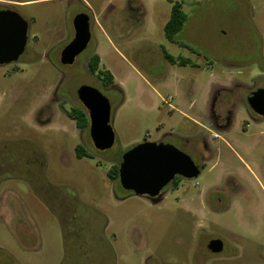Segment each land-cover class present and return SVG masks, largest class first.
Returning a JSON list of instances; mask_svg holds the SVG:
<instances>
[{
    "label": "rangeland",
    "instance_id": "374dc122",
    "mask_svg": "<svg viewBox=\"0 0 264 264\" xmlns=\"http://www.w3.org/2000/svg\"><path fill=\"white\" fill-rule=\"evenodd\" d=\"M173 1L188 17L175 42L164 30L170 0H0L30 25L25 62L0 67V144L22 157L43 154L0 174V263L264 264V119L249 114L245 89L264 81V0ZM81 11L92 38L63 65ZM164 50L192 64H171ZM94 54L112 85L90 73ZM217 83L235 105L225 132L210 125ZM85 85L111 103L109 151L96 152L89 126L66 115L87 114L77 96ZM202 138L212 152L200 175L180 179L161 202L128 195L109 174L144 142H167L200 166L189 149ZM78 145L95 159L79 160ZM215 239L218 254L208 249Z\"/></svg>",
    "mask_w": 264,
    "mask_h": 264
},
{
    "label": "water",
    "instance_id": "95a60500",
    "mask_svg": "<svg viewBox=\"0 0 264 264\" xmlns=\"http://www.w3.org/2000/svg\"><path fill=\"white\" fill-rule=\"evenodd\" d=\"M74 40L62 51L61 63L72 65L87 49L91 38L90 19L78 15L74 21ZM28 42V22L13 10L0 11V65L15 62L24 53ZM77 96L90 119V136L94 146L101 151L115 144L112 128L111 103L98 89L82 86ZM250 109L264 119V89L253 91L247 99ZM201 173L189 155L171 144L144 142L123 154L119 168L120 184L136 196L157 197L176 176L194 179ZM208 249L213 254L223 250V243L212 240Z\"/></svg>",
    "mask_w": 264,
    "mask_h": 264
},
{
    "label": "flooded vegetation",
    "instance_id": "af4514ba",
    "mask_svg": "<svg viewBox=\"0 0 264 264\" xmlns=\"http://www.w3.org/2000/svg\"><path fill=\"white\" fill-rule=\"evenodd\" d=\"M12 3L15 6H18L19 8H23V7H25L28 4L27 2H12ZM74 6L77 7V8H79L80 5L76 3ZM2 10H13V11L19 13L15 9L7 8V7H1L0 8V11H2ZM81 14H86L89 17V15L86 12H83V11L78 12V13L75 14V16L73 17L72 26H71V30H72V33H73V39H72V41L74 40L75 35H76V29H75L74 21H75V18L78 15H81ZM89 19H90V30H91V18L89 17ZM29 30H30V25L28 23V35H29ZM27 45H28V42H27ZM27 45H26V48H25L24 53L19 57V59L17 61H15V62H11L9 64L19 63V62H25V61L20 60V58L25 54L26 49H27ZM60 62H61V57H60ZM9 64L0 65V67H4V66L9 65ZM64 111H62V112L65 113ZM85 111H86V109H85ZM66 115L69 118H71L70 117V111L67 112ZM87 115H88V113H87ZM88 118H89V116H88ZM219 120H220V117L218 115L212 113V121L215 122V123H217ZM88 121H89V125L83 126L84 128H87V126H89V128H90V119H88ZM200 142L201 143H199V147L195 148V146H193V148L189 149V150H192L193 153H191L189 151L188 152L190 154H193L194 155V157L199 162V165L200 166H198V167L199 168H202V167H204L205 161L208 159V157L210 156V154L212 152V147L205 141L204 138H202ZM92 143H93V141H92ZM157 143L168 144L167 142H164V141H159ZM191 144L192 143H189L188 145L190 146ZM1 146H3V145L0 144V154H1L0 155V174H3L4 173V170L3 169H4V167L7 166L6 164H8V163H11V164H16V163L17 164L18 163H20V164L21 163L38 164L40 162V160L42 161V158H43V154L39 150L38 151H35V152L34 151L32 152V150H31L32 154L30 156L27 155L26 157H22V156L19 155V150H17V147L15 149H12L13 151L12 150L9 151L7 146H3L2 148H1ZM93 146H94V144H93ZM94 148H95V151L96 152H106V151H109L110 150L109 149V150L101 151V150H98L95 146H94ZM75 152H76V157L79 160L84 159V158H87V159H95V156H93V154L91 152L87 151V149H85V146L84 145H78V146H76ZM123 154H121L120 159H119V163H118V179L117 180L119 181V183H120L119 168H120V165H121V162H122ZM109 174H110V176L112 178H114L115 173H113V171H111ZM180 179H185V178H183L181 176H176L174 178V180H172L167 186H165L162 189V191L160 192V195L159 196H157V197H150V196H147L146 195L145 197L147 199L151 200L153 203H158V202L163 201L167 197V194L166 193H167L168 189L175 190V189L178 188V185H179L178 181ZM124 191L126 193H128V195H134V193L131 192V191H127V190H124ZM120 199H123V198H120ZM60 201H61V199H60ZM0 264H3V263H0Z\"/></svg>",
    "mask_w": 264,
    "mask_h": 264
},
{
    "label": "trees",
    "instance_id": "16d2710c",
    "mask_svg": "<svg viewBox=\"0 0 264 264\" xmlns=\"http://www.w3.org/2000/svg\"><path fill=\"white\" fill-rule=\"evenodd\" d=\"M187 21V14L183 10V6L180 2H175L172 5L171 15L169 20L164 26L165 35L170 42H175V37L178 35L184 28ZM164 56L168 62L171 64H179L181 66H187L192 64L191 60L183 57H174L170 55L166 50H164ZM101 65V59L97 54L91 56L88 68L91 74H98L99 78L106 85H112L114 83V77L110 71L99 69ZM81 114V116H78ZM70 117L77 121L79 127L88 125L87 114L82 110L73 111L70 113ZM115 179H118V166L116 167Z\"/></svg>",
    "mask_w": 264,
    "mask_h": 264
},
{
    "label": "crops",
    "instance_id": "0c3cea01",
    "mask_svg": "<svg viewBox=\"0 0 264 264\" xmlns=\"http://www.w3.org/2000/svg\"><path fill=\"white\" fill-rule=\"evenodd\" d=\"M170 1L172 3L178 2V1L174 2L173 0H170ZM200 1H202V0H183V3H187L189 5H197L200 3ZM187 20H188V17H187ZM211 52H212V50L210 49V53ZM262 59L264 60V57H262ZM261 71L262 72H261V74H259V76L264 75V69ZM244 85H245L244 83L239 82V87L244 88ZM261 88L264 89V81L262 83L261 82L257 83V85L254 88L246 87L245 89H247L248 93H250V94H248L250 96L253 91H256L257 89H261ZM228 92H230V91H229V88L227 86H224V85H221L218 83L215 84L213 86V96H212L211 106H210L211 113H214L220 117V120L215 124L217 125L219 130L221 129L224 132L227 131L231 127L232 119H233V115H234L233 109L235 107L233 102H230V101L227 102L226 98L223 97V94L228 93ZM248 106L249 105H247V108H248ZM248 112H249V114L253 113V111L249 108H248ZM221 117H224V118L222 119ZM259 118H261V117L259 116ZM210 125H211V127L214 126V122L211 121ZM215 134L216 133H214L213 135H215ZM216 135H218V134H216ZM214 138L221 139V136L218 135V137H214Z\"/></svg>",
    "mask_w": 264,
    "mask_h": 264
},
{
    "label": "built area",
    "instance_id": "2783aa9c",
    "mask_svg": "<svg viewBox=\"0 0 264 264\" xmlns=\"http://www.w3.org/2000/svg\"><path fill=\"white\" fill-rule=\"evenodd\" d=\"M214 137H218V135L215 134Z\"/></svg>",
    "mask_w": 264,
    "mask_h": 264
}]
</instances>
